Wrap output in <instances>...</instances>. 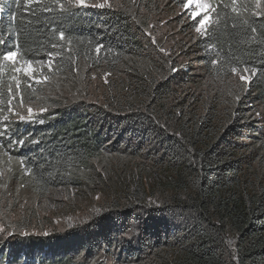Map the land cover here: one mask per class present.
Listing matches in <instances>:
<instances>
[{"label": "trees", "instance_id": "1", "mask_svg": "<svg viewBox=\"0 0 264 264\" xmlns=\"http://www.w3.org/2000/svg\"><path fill=\"white\" fill-rule=\"evenodd\" d=\"M117 1L62 12L56 0L28 11L0 0V57L13 40L21 62L59 52L44 71L65 82L56 96L28 88L22 63L0 59V129L9 88L12 106L47 109L7 123L0 152L7 144V159L23 161L17 182L38 198L102 197L61 211L60 225L28 209L0 264H107L95 259L111 250L120 264H264V14L256 0H237L239 15L232 0H211L207 40L161 30L152 43L151 17L182 0ZM246 65L257 69L250 84L231 71Z\"/></svg>", "mask_w": 264, "mask_h": 264}, {"label": "rangeland", "instance_id": "2", "mask_svg": "<svg viewBox=\"0 0 264 264\" xmlns=\"http://www.w3.org/2000/svg\"><path fill=\"white\" fill-rule=\"evenodd\" d=\"M264 1V0H263ZM263 1L257 5V14L264 13V4ZM90 4L100 3L103 0H88ZM111 6L118 2L117 0H109ZM166 14L159 17H151L150 27L148 33H151V36L148 35V39L150 42H155L158 39L159 32L163 30L165 33L171 32L175 33V36L179 40H184L186 38L183 36L186 32H188V36L194 34V29H188L192 24V21L184 15L183 7H170L165 8ZM182 15L184 18L182 19ZM262 15V14H260ZM259 15V16H260ZM160 19V21H159ZM159 21V22H158ZM159 24H158V23ZM192 28V27H190ZM185 37V38H183ZM154 38V41H153ZM40 67V66H36ZM46 67L43 68V74L47 75ZM23 73V72H22ZM240 76V75H239ZM238 76V78H239ZM49 77V76H48ZM240 80V78H239ZM26 85H28V78L26 77ZM65 82L61 83L59 79H49L41 84H33L31 89L38 88L40 86L41 89L48 87H53L56 92H54L53 96L58 95V91H60L61 86L64 85ZM66 88V87H65ZM53 89V91H54ZM70 89V90H69ZM58 90V91H57ZM70 93L73 92L71 86L67 89ZM68 95V94H67ZM20 101V98H18ZM66 101V100H65ZM68 101V100H67ZM71 101V100H70ZM34 105H27L26 107H21L20 104L14 103L12 109L13 112L7 111V115L3 116V120H1V127H5L7 123L11 122H27L28 118L26 116V109L28 107H32L34 112L37 113L39 111L38 107ZM19 112L21 115H24L27 119L20 120L15 113ZM261 114L264 116V111L261 110ZM7 117V120L5 119ZM263 126V125H261ZM5 151L0 152V156L5 157L3 158V163H0V243H9L16 235L18 229V224L21 220H25V215L28 212V209L35 207L38 212L40 213V220L47 221L51 224H59L61 220L65 217L60 215V212L66 209H81L80 206L85 205L89 202H96L97 204L101 202L102 197L98 194L95 196H87L80 191L73 190L69 191L64 189H57L52 191L44 198H38L34 195V192L29 188L27 185H23L22 183L17 182L18 175H24L23 168L21 163L17 160L15 162L9 161L8 159H13V156L6 157L8 154V147L7 144L3 145ZM8 158V159H7ZM10 159V160H11ZM16 160V159H15ZM14 169V170H12ZM17 169V171H16ZM13 171H16L15 174ZM20 172V173H19ZM16 183V184H15ZM66 218V217H65ZM73 223V222H71ZM120 256L121 252H113L107 251L99 258L95 259L96 261H103L107 264H120ZM6 264V263H3Z\"/></svg>", "mask_w": 264, "mask_h": 264}, {"label": "snow or ice", "instance_id": "3", "mask_svg": "<svg viewBox=\"0 0 264 264\" xmlns=\"http://www.w3.org/2000/svg\"><path fill=\"white\" fill-rule=\"evenodd\" d=\"M42 0H25V10L28 11V6L32 4H40ZM58 3V6L62 12H69L73 8H79V9H87V8H99L104 9L106 7L111 8V4L109 0H103V2L90 4L88 0H66V4L63 2H60V0H56ZM261 0H256L257 5H259ZM237 0H232V12L239 15L238 9L236 7ZM182 6L184 9V15H186L191 21L192 24L190 27L194 29V32L204 40L208 39V31L210 26L213 23V14L217 11V6L214 5L211 0H182ZM45 12L51 11L50 8L45 7L43 9ZM264 14V13H258V15ZM184 16L182 15V19ZM253 33H255L257 30L255 28L251 29ZM148 35L151 36V33H148ZM59 40L61 42H64L66 40L65 33L61 31L59 33ZM154 41V38H153ZM4 41L0 40V44H3ZM13 45L11 50L6 51L0 59L4 62H9L12 65H17L18 63H22L23 66H17L15 67V72L20 73L23 72V74L28 78V88H32L33 84H41L49 79L48 75L43 74V68L44 66H47V69L49 72H52L54 70V65L56 64L58 59H62L61 54L59 52H48L46 58L44 60H33V59H25L21 62V51L19 47V41L13 40ZM67 43L70 45L71 41L68 40ZM57 47H63V44L57 45L52 44V48ZM105 46L101 43L98 44L95 48V52L99 54L101 52V49ZM161 51H164V49H160ZM70 51V49H69ZM213 63H217V61H213ZM39 65L40 67H36ZM233 74L243 73L240 74L239 78L242 82L245 84H250L251 79L250 75H254L257 71L254 67L244 66L242 69L238 67H233L231 69ZM12 79H16L14 76ZM15 87L17 91L20 89V81L16 80ZM11 88H9V95L10 99L8 101L9 104V111H13L11 105L12 100L15 99L14 96L11 95ZM20 104L23 105L24 101L21 98ZM41 113L47 111L46 108H41L39 110ZM15 115L20 119L24 120L26 117L24 115H21L19 112H16ZM35 115L34 109L32 107H28L26 109V116L28 119H31ZM7 120V117L5 118ZM7 131V125H5L4 129H0V134H6ZM18 143L22 146L24 144V140L21 138ZM11 159V157H10ZM23 163V161H21ZM26 170H27V166ZM24 235H27V233H24ZM44 235H47V233H44Z\"/></svg>", "mask_w": 264, "mask_h": 264}, {"label": "bare ground", "instance_id": "4", "mask_svg": "<svg viewBox=\"0 0 264 264\" xmlns=\"http://www.w3.org/2000/svg\"><path fill=\"white\" fill-rule=\"evenodd\" d=\"M9 154V153H8Z\"/></svg>", "mask_w": 264, "mask_h": 264}]
</instances>
